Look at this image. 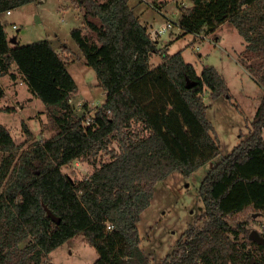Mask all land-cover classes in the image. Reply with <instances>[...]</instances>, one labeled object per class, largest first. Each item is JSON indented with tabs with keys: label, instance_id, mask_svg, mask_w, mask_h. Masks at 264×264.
Wrapping results in <instances>:
<instances>
[{
	"label": "trees",
	"instance_id": "trees-1",
	"mask_svg": "<svg viewBox=\"0 0 264 264\" xmlns=\"http://www.w3.org/2000/svg\"><path fill=\"white\" fill-rule=\"evenodd\" d=\"M35 1L41 0H0V15ZM67 1L82 11V25L69 35L105 100L88 121L78 115L69 103L77 85L60 54L46 39L12 43L0 20V76L21 80L45 106L53 132L21 149L0 125V264H42L79 233L98 255L92 264H152L137 227L152 186L175 170L190 175L219 155L203 93L230 99L229 89L214 66L198 74L181 52L158 51L128 0ZM188 1L179 7L182 34H210L229 22L245 43L239 62L263 94L248 136L212 162L200 183L199 224L184 230L159 264H251L248 246L260 253L253 264H264V243L248 240L252 216L264 215V0ZM153 54L161 58L155 67ZM187 80L194 83L189 88ZM22 130L31 140L25 124ZM100 155L108 158L98 161ZM75 160L93 166L87 177L61 171Z\"/></svg>",
	"mask_w": 264,
	"mask_h": 264
},
{
	"label": "rangeland",
	"instance_id": "rangeland-1",
	"mask_svg": "<svg viewBox=\"0 0 264 264\" xmlns=\"http://www.w3.org/2000/svg\"><path fill=\"white\" fill-rule=\"evenodd\" d=\"M128 5L140 17V22L147 26L149 33L170 21L171 27L166 33L154 37L156 41L160 37L158 51L167 54L179 51L184 61L193 65L198 74L203 66H214L224 77L230 99L224 96L212 99L207 90L203 93V101L207 105L206 118L220 141V153L213 163L219 162L248 136V122L253 118L263 94V89L239 62L242 37L229 22L220 25L210 35L204 30L193 35L182 34L178 27L181 16L179 7L189 6L188 0H128ZM0 20L8 37H16L18 44L43 39L50 42L66 62L67 70L77 85L69 103L78 115H83L88 121L103 104L105 94L97 85L95 73L85 65L81 52L69 35L72 28L82 25V11L71 6L67 0H42L22 5L8 15L2 13ZM85 32L88 31L85 29ZM160 60V54H153L151 66ZM0 84L5 91L0 99V125L9 130L14 142L25 149L31 141L49 138L53 132L47 124L45 106L27 91L18 78L11 80L8 76H0ZM22 124L32 133L31 140L26 138ZM262 136L264 138V128ZM111 146L114 147V144ZM107 158L100 155L98 161ZM92 168L86 162L75 160L62 167L61 171L73 179H82L90 174ZM209 170L210 165L202 166L187 176L175 170L152 186L150 203L140 214L137 223L140 247L152 264H159L175 250L184 230L199 224L197 220L203 211L199 186ZM262 218L260 215L252 216L248 224L249 232L254 230L264 234ZM28 241L29 238L24 239L19 243L20 247ZM247 249L253 252L254 259L259 258L260 253L255 247L248 246ZM97 257L95 249L79 233L56 247L43 259L42 264H92Z\"/></svg>",
	"mask_w": 264,
	"mask_h": 264
},
{
	"label": "water",
	"instance_id": "water-1",
	"mask_svg": "<svg viewBox=\"0 0 264 264\" xmlns=\"http://www.w3.org/2000/svg\"><path fill=\"white\" fill-rule=\"evenodd\" d=\"M11 42L14 43L15 39H11ZM194 83H191L189 80L186 81V86L189 88L193 85ZM51 219L55 222L58 223L59 219L54 217L52 214H50ZM248 240L253 241L257 244H262L264 243V238H262L256 231L252 230L250 231L249 235H248ZM250 263L253 264L254 263V259L250 258Z\"/></svg>",
	"mask_w": 264,
	"mask_h": 264
},
{
	"label": "built area",
	"instance_id": "built-area-1",
	"mask_svg": "<svg viewBox=\"0 0 264 264\" xmlns=\"http://www.w3.org/2000/svg\"><path fill=\"white\" fill-rule=\"evenodd\" d=\"M6 14H7V15L10 14V11H7ZM169 27H171V23H170V21L168 20V21L162 23V24L159 26V28L154 29V30L150 33V34H151V38H152V39H155L154 37L157 36L158 34H159V35H162V34L166 33V31L168 30ZM152 36H153V37H152ZM108 227H110V226H108Z\"/></svg>",
	"mask_w": 264,
	"mask_h": 264
},
{
	"label": "crops",
	"instance_id": "crops-1",
	"mask_svg": "<svg viewBox=\"0 0 264 264\" xmlns=\"http://www.w3.org/2000/svg\"><path fill=\"white\" fill-rule=\"evenodd\" d=\"M41 1H42V0H41ZM41 1H40V2H41ZM135 15H136V14H135ZM136 16H138V15H136ZM138 18H139V21H140V17H139V16H138ZM140 23H141V22H140ZM141 24H142V23H141ZM142 25H143V24H142ZM144 26H145V25H144ZM145 27H147V26H145ZM213 33H214V32H213ZM210 34H212V33H210ZM210 34H209V35H210ZM192 35H193V34H192ZM207 35H208V34H207ZM13 38L16 39V37H12V38H10V39H13ZM216 38H217V37H216ZM170 40H171V39H170ZM170 40H168V42H169ZM159 41H160V37L157 39V43H158ZM159 44H160V43H159ZM242 45H243V48L239 51L238 54H240L241 51L244 49V45H245L244 41L242 42ZM238 54H237V55H238ZM160 62H161V60L158 61V63H157L156 65H158ZM156 65H155V66H156ZM155 66H153V67H155ZM217 71H218V70H217ZM218 72H219V71H218ZM219 73H220V72H219ZM220 74H221V73H220ZM213 161H214V160H213ZM213 161H212V162H213ZM212 162H210V163H208V164H206V165H210V166H211ZM206 165H204V166H206ZM262 219H264V215H263V218H262ZM263 226H264V225H263ZM50 262H51V261H50ZM51 264H52V262H51Z\"/></svg>",
	"mask_w": 264,
	"mask_h": 264
}]
</instances>
